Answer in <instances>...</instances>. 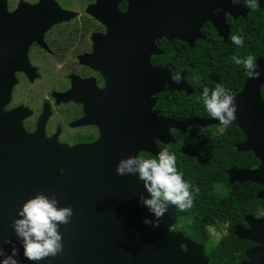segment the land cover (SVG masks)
I'll return each instance as SVG.
<instances>
[{"label": "water", "instance_id": "1", "mask_svg": "<svg viewBox=\"0 0 264 264\" xmlns=\"http://www.w3.org/2000/svg\"><path fill=\"white\" fill-rule=\"evenodd\" d=\"M45 1L34 8L35 13H41L39 18L35 15L34 27L45 29L72 15L52 0ZM118 1L122 0L115 4ZM127 1V13L118 16L114 10L111 23L119 26L120 48L139 54L141 68L145 64L141 70L145 86L141 85L139 97H129L125 105L129 119L124 118L120 129L114 127L112 135H102L93 144L68 147L44 137L40 130L27 133L14 114L0 118V247L7 254L10 245L4 241L15 244L18 264H208L203 245L181 231L171 230L176 223L174 206H169L159 218L158 227L142 223L144 217L152 219L146 208L138 204V196L144 192L142 182L135 175H117L115 167L122 157L137 156L141 151L154 157L159 152L154 140L164 145L173 142L170 130L185 133L192 126L219 125L215 119L155 116L151 112L152 95L173 91L191 95L193 91L183 73L176 84L169 79L168 69H152L148 64L150 55L162 54L155 40H176L191 48L202 38L200 28L205 22L212 24L218 36H227L224 18L232 15L233 9L229 0ZM245 15L243 9L241 16ZM8 31L13 32L10 28ZM39 31L35 30V37ZM256 63L261 75L256 79L247 77L240 92L234 95L236 120L230 126L238 127L245 135L244 142L236 145L237 151L251 152L259 164L255 169L233 167L227 174L230 184L251 182L261 186L256 199L264 202V99L260 95L264 58H258ZM9 77L5 71L0 73L1 102L8 99ZM37 192L55 193L60 206L72 207L73 216L59 228L62 252L30 262L16 244L11 223L20 205ZM243 221L245 226L236 225L232 232L237 239L254 245L244 252L239 264H264V214L245 215Z\"/></svg>", "mask_w": 264, "mask_h": 264}, {"label": "flooded vegetation", "instance_id": "2", "mask_svg": "<svg viewBox=\"0 0 264 264\" xmlns=\"http://www.w3.org/2000/svg\"><path fill=\"white\" fill-rule=\"evenodd\" d=\"M41 1L45 0H0V73L7 72L11 80L8 99L0 107V118L14 114L27 133L40 130L44 137L68 147L93 144L102 135H112L114 127L121 128L124 118L129 119L125 110L129 97H139L141 85L145 86L144 74H141L145 64L141 68L139 54H129L120 48L119 26L111 23L114 10L118 16L126 14L129 3L127 0L116 4V0H78V11L73 12L63 3L59 5L57 0H52L74 17L43 30V26L33 25L35 15L37 18L41 15L34 12ZM229 3L233 14H226L224 18L227 36H218L212 24L205 22L200 28L202 38L195 43L206 42L207 38L211 42H227L232 29L237 34L240 32V22L249 12L253 17L256 14V10L245 7L247 0H229ZM243 9L246 15L242 17ZM35 30H40L36 37ZM162 40L165 39L154 41L159 51ZM161 55H150L149 68H165ZM164 93L168 92L150 97L154 101L151 112L157 117L174 119L160 113L159 100ZM125 127L128 129L129 123ZM223 128L212 125L202 130L216 134ZM170 132L174 141V130ZM154 145L163 151L160 141L155 140ZM145 153L141 151L137 156ZM263 214L264 211L257 217Z\"/></svg>", "mask_w": 264, "mask_h": 264}, {"label": "trees", "instance_id": "3", "mask_svg": "<svg viewBox=\"0 0 264 264\" xmlns=\"http://www.w3.org/2000/svg\"><path fill=\"white\" fill-rule=\"evenodd\" d=\"M252 14L249 12L240 22L238 34L244 37V45L240 47L230 40L211 42L208 38L206 42H196L191 48L176 40L161 41L162 66L172 73L184 72L186 84L193 89L191 95L183 92L162 94L159 100L162 115L177 120L211 118L200 98L203 87L211 89L221 83L232 95L242 89L248 76L243 66L236 65L232 57L243 59L252 55L255 62L264 58V3L259 5L254 17ZM233 34L238 35L235 29H232ZM260 95L264 99V83ZM202 129L192 126L185 133L174 131V141L160 148L175 154L177 171L182 173L186 182L198 188L190 209H175L174 231H181L185 237L203 245L208 264H239L244 260V252L254 244L237 239L233 228L245 226L243 218L247 214L260 216L264 202L256 199L261 186L251 182L230 184L227 171L233 167L255 168L258 160L251 152L237 151L236 145L245 140L238 127L229 126L216 134L204 133ZM141 157L154 158L149 153ZM213 228H223L225 234L208 245Z\"/></svg>", "mask_w": 264, "mask_h": 264}, {"label": "clouds", "instance_id": "4", "mask_svg": "<svg viewBox=\"0 0 264 264\" xmlns=\"http://www.w3.org/2000/svg\"><path fill=\"white\" fill-rule=\"evenodd\" d=\"M259 3L260 0H247L245 7L257 10ZM229 40L235 46L244 45L241 35L233 34ZM232 60L236 65L243 66L249 78L256 79L261 75L252 55L243 59L233 56ZM169 79L179 84L181 76L178 72L170 73ZM200 98L207 114L221 127L227 128L236 120L235 97L221 83H216L211 89L203 87ZM115 173L120 176L135 175L142 182L144 192L138 196V204L146 208L152 217L142 218V223L152 228L159 226V218L168 211L169 206L179 211L190 209L193 194L198 191L195 185L182 178V173L177 171L175 154L167 151H159L154 158L148 159L132 155L122 157L116 164ZM72 216V207L60 206L55 193L46 195L37 192L25 200L11 223L16 244L22 249L24 259L39 262L61 253L63 244L59 228L69 223ZM4 243L10 245V251L5 254L3 247H0V264H18L15 244L8 240Z\"/></svg>", "mask_w": 264, "mask_h": 264}, {"label": "rangeland", "instance_id": "5", "mask_svg": "<svg viewBox=\"0 0 264 264\" xmlns=\"http://www.w3.org/2000/svg\"><path fill=\"white\" fill-rule=\"evenodd\" d=\"M57 3L60 5L61 3H63L66 7L70 8L71 11L75 12V11H78L77 9L79 8V2L78 0H57ZM68 3V4H66ZM57 5V4H56ZM58 6V5H57ZM79 13V12H77ZM73 14V13H72ZM70 17H74L73 15H70ZM61 22V21H60ZM45 30V29H43ZM213 126H218V127H221L220 125H213ZM205 128H208V127H205ZM171 131V130H170ZM169 131V134L171 135V132ZM54 140V139H53ZM56 141V140H55ZM155 141V140H154ZM58 144L59 142L56 141ZM62 145V144H61ZM164 145V144H163ZM168 145V144H167ZM156 147V146H155ZM174 226L171 227V230H174ZM210 234H211V240L209 241L208 245L210 243H215L217 242L224 234H225V230L223 228H219L218 229H211L210 230ZM207 245V246H208Z\"/></svg>", "mask_w": 264, "mask_h": 264}]
</instances>
